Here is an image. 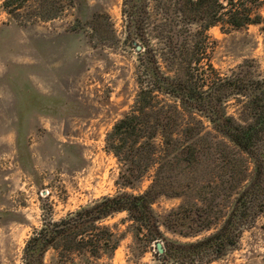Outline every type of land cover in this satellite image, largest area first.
Wrapping results in <instances>:
<instances>
[{
  "label": "trees",
  "instance_id": "trees-1",
  "mask_svg": "<svg viewBox=\"0 0 264 264\" xmlns=\"http://www.w3.org/2000/svg\"><path fill=\"white\" fill-rule=\"evenodd\" d=\"M13 1L4 0L5 7ZM36 1L38 18L62 12L61 0ZM122 14L127 41L141 46L138 90L106 145L120 164V187L135 189L150 172L151 182L142 192L119 191L48 220L26 240L23 264H45L49 250L52 264L110 260L123 234L103 220L122 211L134 240L162 242L159 259L210 264L237 247L257 204L264 206V78L243 66L221 76L207 33L249 24L264 32V0H123ZM232 99L236 113L228 111ZM256 156L257 169L249 173L247 157ZM162 195L184 200L157 214L152 203Z\"/></svg>",
  "mask_w": 264,
  "mask_h": 264
},
{
  "label": "rangeland",
  "instance_id": "rangeland-1",
  "mask_svg": "<svg viewBox=\"0 0 264 264\" xmlns=\"http://www.w3.org/2000/svg\"><path fill=\"white\" fill-rule=\"evenodd\" d=\"M122 3L61 0L62 12L44 20L36 0H14L10 7L0 0V264H23L26 240L48 220L119 191L142 192L151 182L150 172L135 189L120 187V164L106 145L138 90L140 45L125 37ZM207 33L221 76L243 66L264 78L261 25H217ZM238 109L232 99L228 111ZM261 144L264 157L263 135ZM247 161L254 172L257 156ZM183 200L162 195L152 208L164 214ZM103 223L123 238L113 257L97 264H171L159 259L155 243L134 240L127 212ZM53 252L45 253V264H52ZM210 264H264V206L257 204L237 247Z\"/></svg>",
  "mask_w": 264,
  "mask_h": 264
},
{
  "label": "water",
  "instance_id": "water-1",
  "mask_svg": "<svg viewBox=\"0 0 264 264\" xmlns=\"http://www.w3.org/2000/svg\"><path fill=\"white\" fill-rule=\"evenodd\" d=\"M137 49H140V46H137ZM155 246L157 247V249H158V251H159L160 253L163 252L162 242L157 241L156 244H155Z\"/></svg>",
  "mask_w": 264,
  "mask_h": 264
}]
</instances>
